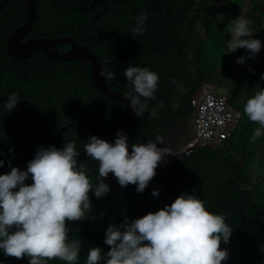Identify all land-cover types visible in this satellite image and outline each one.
Returning <instances> with one entry per match:
<instances>
[{
	"label": "trees",
	"instance_id": "trees-1",
	"mask_svg": "<svg viewBox=\"0 0 264 264\" xmlns=\"http://www.w3.org/2000/svg\"><path fill=\"white\" fill-rule=\"evenodd\" d=\"M218 1L221 0H35L37 18L26 38L67 36L78 44L92 45L104 71L114 73L112 80H106L118 92L129 90L130 85L123 77V69L129 63L155 71L159 76L155 99L147 100V111L143 116L134 113L125 128L131 143L155 140L151 129L161 132L159 121L163 117L169 123L188 122L195 113L194 93L202 82L223 81L218 80L220 69L230 72L226 84L231 91L227 98L241 111V118L229 138L216 150L200 149L194 155L159 166L151 180L161 184L172 201L181 191H187L203 200L209 211L225 216L226 223L233 229L229 243L220 246L229 250L231 264H264L261 251L264 248V198L258 196V187L246 186L250 178L245 165L256 157L257 151L264 154V135L255 141L250 139L259 125L250 121L243 111L247 98L264 82L260 78L264 72V0H250L252 7L242 10V17L252 21V32L261 31L262 47L253 65L241 63L236 79L231 78L232 67L228 62L231 56L223 61L219 54L224 55L228 50L226 44L231 39L228 26L237 17L240 0H235L236 4L225 10L217 7ZM141 13L147 17L145 31L136 35L131 31L133 17ZM27 17L28 10L22 0L10 1L0 12V96L18 93L23 108L21 127H30L40 135L41 126L49 125L56 147L75 140L80 150L77 159L86 163L87 175L95 185L97 162L87 156L83 145L89 135L113 141L114 124L126 106L97 89L90 63L55 60L42 52L26 60H12L6 48L8 36ZM203 29L205 39L198 40ZM57 49L64 53L69 45L59 44ZM239 95L242 102L235 101ZM4 101H0V159L5 163L0 166V174L10 171L11 166L26 169L32 159L28 157L30 153L38 146L52 145L48 139L49 129L38 144L30 133L21 132L16 127L21 107L15 105L7 111ZM152 110L157 112L156 117L149 116ZM78 127L84 130L97 127L98 131L83 135ZM59 136L60 141H57ZM25 183H31V179H26ZM89 199L92 208L86 218L66 220L67 238L80 242L77 264H85L87 251L92 246L100 247L105 253L109 250L104 236L110 223H120L125 215L131 220L163 207L145 189L137 192L109 188L100 198L90 189ZM0 261L28 264L27 257H6L3 252H0ZM47 264L66 262L54 258Z\"/></svg>",
	"mask_w": 264,
	"mask_h": 264
},
{
	"label": "clouds",
	"instance_id": "clouds-1",
	"mask_svg": "<svg viewBox=\"0 0 264 264\" xmlns=\"http://www.w3.org/2000/svg\"><path fill=\"white\" fill-rule=\"evenodd\" d=\"M146 19L147 17L143 13L134 16L132 33L142 35L145 31ZM251 24L250 19L237 16L228 26L231 39L226 44L228 49L226 52L234 51L233 54L230 53L232 57L236 55L235 50L238 47H243L247 52V54L242 53L241 56L237 57V63L240 65L244 61L247 64V56H255L262 47V39L253 36L254 31L252 32L250 28ZM99 31L102 34V31ZM11 33L6 43L7 52ZM27 35L23 41L34 39L26 38ZM99 39L100 37L96 41ZM87 47L94 53L92 45H87ZM8 54L12 60L18 61L29 59L36 53L23 59L9 52ZM94 55L96 54L94 53ZM96 57L100 62L97 55ZM256 58L257 56H255L254 62ZM254 62L247 65H253ZM229 63L233 70L232 59L229 60ZM101 75L107 80L114 78L112 71H104ZM123 77L130 85L129 90L124 93V97L129 100L135 115L143 116L148 107L146 101L155 99L159 81L158 74L147 66L142 67L135 63H129L123 69ZM260 78L264 80V72L260 74ZM214 84L202 82L195 91L193 100L203 95L207 85L211 86L213 93L224 97L228 108L240 113V117L233 124L231 134L241 118V111L229 103L226 95L217 93ZM182 87L183 90L186 89L184 85ZM0 98L6 100L3 107L7 111L14 109L15 105H21L19 95L16 92L7 96H0ZM193 100L192 105L195 108V113L187 123H184L185 120L179 123H169L163 117L159 121L161 132L151 129V133L156 135L155 140L131 143V151L128 150L129 138L121 130H117L114 134V140L111 142L96 135H89L87 142L83 145V150L91 160L97 162L98 176L95 185L92 184L87 175L86 163L77 159L80 150L76 147V141H65L62 147H56L52 129L47 124L42 125L41 128H45L43 132L40 128V135H37L39 139L34 141L32 138V140L37 144L40 143L45 139V130L49 129L48 139L52 145L38 146L34 153H30L28 157L32 159L27 162L26 169L21 170L16 166H11L10 171L0 174V252H3L6 257L11 256L17 259L27 257L28 264H47L48 260L54 258L63 260L66 264H77L80 242L79 240L70 241L67 238L66 220L79 221L88 216L92 208L89 199L90 189L96 198L106 194L109 188L119 191L136 190L137 192H143L145 189L154 198L159 195V190L152 189L150 193L146 186L149 181L156 184L151 180L155 175L156 168L181 157L194 155L200 149H205L202 147L195 148L190 154L182 152V149L188 145L193 136V120L196 114ZM235 101L242 102L240 95L236 97ZM243 111L250 121L259 125L253 130L250 137L252 141H255L264 135V82L254 95L247 98ZM148 114L151 117L157 116L155 110L148 112ZM163 120L166 121L165 127L161 125ZM168 124L173 126H168ZM177 124L180 125L176 126ZM182 126L189 128L188 131H184ZM21 128H29L34 132L27 126ZM21 128L18 129L21 130ZM93 128L98 131L97 127ZM64 129L60 131V135ZM91 129L84 130L78 127L81 134H83L82 131H85V134L97 133V131L88 133ZM179 133L180 135H178ZM171 135L174 142L169 141ZM57 141H60V136ZM179 142L181 145L177 146ZM206 148L216 150L218 147ZM11 150L10 147L9 151ZM255 156H259L258 158L262 160L253 157L251 161L254 158L257 159L258 169L264 171V154ZM4 163L5 161L0 159V166ZM109 173H111V178L118 182L121 187L128 184H135L136 187L121 189L112 187L102 179ZM262 174V172L258 173V175ZM28 178L31 179V183H25ZM249 178L246 186L258 187V196L264 198V176L257 183L251 180L250 175ZM156 185L171 203L163 206L158 201L163 207L156 211H148L146 214L131 220L125 215L124 220L120 223H110L105 229L104 236V243L110 246L109 250L105 253L98 246L90 247L87 251L85 264H99L100 261H103V264H222V261L227 259L228 253L231 258L229 250L220 246L221 243L225 245L229 243L233 229L226 223V218L222 213L209 211L203 200L194 193L187 191H181L172 201L171 197L163 192V186L161 184ZM261 251L264 252V248H261ZM0 264H4V262L0 261Z\"/></svg>",
	"mask_w": 264,
	"mask_h": 264
},
{
	"label": "water",
	"instance_id": "water-1",
	"mask_svg": "<svg viewBox=\"0 0 264 264\" xmlns=\"http://www.w3.org/2000/svg\"><path fill=\"white\" fill-rule=\"evenodd\" d=\"M10 0H0V11L5 6V4ZM25 3L27 10H28V18L25 24L15 29L8 40V52L18 58H27L31 54L42 52L45 56L55 59V60H62V61H76V62H86L93 65L92 69V79L95 84V86L98 88V90L103 93L104 95L118 100L122 102L126 106L125 113L116 121L114 125V134H116L117 130H121L124 132L125 127L127 124L131 121L134 111L130 107L129 100L124 97V93L114 91L111 88V85L107 83L106 79L103 78L101 75L102 72H104V69L101 65V63L98 61L96 55L87 47V45H78L75 41V39L71 37H63L59 39H53V38H34V39H27L23 41V38L31 31L32 26L37 18V6L35 3V0H23ZM96 20V18H95ZM69 44V49L67 52L61 54L57 50L58 44ZM2 100V98H0ZM18 106L21 107L20 104ZM23 117V108L21 107V116L16 121V126L18 128L20 127V124L22 122ZM48 127V126H47ZM45 127H42L41 132L44 131ZM22 132H30L32 135V138L34 141H37L39 138H37V135L34 134L29 128H21ZM91 131H97L96 128H92L88 131L90 133ZM83 134H85V131H82ZM131 142L128 139V150L131 151ZM111 173H109L106 177H103V179L112 187L114 188H130V187H136L135 184H128L124 187H121L118 182L114 181L111 176ZM146 189L152 191V189H158L159 195L154 197L157 201H159L163 206L165 204H170L171 201L160 191V188L149 181L148 185L146 186ZM222 248V247H221ZM222 264H231V258L228 253V257L226 260L222 261Z\"/></svg>",
	"mask_w": 264,
	"mask_h": 264
},
{
	"label": "built area",
	"instance_id": "built-area-1",
	"mask_svg": "<svg viewBox=\"0 0 264 264\" xmlns=\"http://www.w3.org/2000/svg\"><path fill=\"white\" fill-rule=\"evenodd\" d=\"M207 85L205 92L193 100L196 114L193 120V136L182 152L192 153L195 148L219 147L230 136L233 124L240 117L231 111L224 97L211 91Z\"/></svg>",
	"mask_w": 264,
	"mask_h": 264
},
{
	"label": "rangeland",
	"instance_id": "rangeland-1",
	"mask_svg": "<svg viewBox=\"0 0 264 264\" xmlns=\"http://www.w3.org/2000/svg\"><path fill=\"white\" fill-rule=\"evenodd\" d=\"M235 4H236V1L235 0H221V1H219V2L216 3L217 7H219L220 9L232 8ZM245 6L251 7L252 6V2L250 0H242L241 1V6L238 8L237 16L242 17V10H243V8ZM253 36L255 38H261V31L254 30ZM204 39H205V31L203 29V30H200V36H199L198 40H204ZM235 52H236V55L234 57L231 56L232 64H233V70H231V73L233 74V76H231L232 79L233 78H237L240 75L239 74L240 73V69L238 70V66L240 65V63H237V57L241 56L242 53L247 54L246 50L243 47H238L235 50ZM213 53L215 54V51H213ZM219 55L222 57V59L224 61L225 59H228V57L231 54H230V52H226L224 55H222L221 53ZM255 56H253V57H248L247 56V60H246L247 61V64L253 63L254 62V59H255ZM230 67H232V66H230ZM229 75H230V72L224 71L222 69L219 70V72H218L219 79H222V80H225V81H221V80L220 81H217L216 80L214 86H215V91L217 93L228 96L229 91H231L230 85H227L226 84V80L229 79ZM231 81H233V80H231ZM212 83H214V82L212 81ZM161 125L163 127H165L166 121L163 120L161 122ZM178 125H180V124H177L176 126H178ZM182 129L184 131H186V130L188 131L189 128L187 129V127L182 126ZM178 135H180V133ZM169 141L174 142V138H173L172 135L169 136ZM180 145H181V142H179L177 144V146H180ZM259 154H261V151H257L256 152V155H259ZM258 159H261V158H258ZM246 169L248 171V174L251 177V180H253L255 183H257L259 180H261L262 177L264 176V171H261V170L258 169L257 159H255V158H254V160L247 162ZM261 172L263 174L262 175H258V173H261Z\"/></svg>",
	"mask_w": 264,
	"mask_h": 264
},
{
	"label": "crops",
	"instance_id": "crops-1",
	"mask_svg": "<svg viewBox=\"0 0 264 264\" xmlns=\"http://www.w3.org/2000/svg\"><path fill=\"white\" fill-rule=\"evenodd\" d=\"M197 93V92H196ZM184 123H187V121H184ZM168 126H173V125H171V124H168Z\"/></svg>",
	"mask_w": 264,
	"mask_h": 264
}]
</instances>
